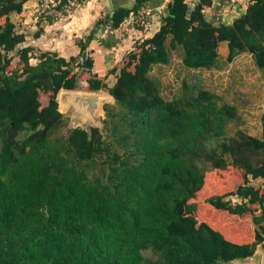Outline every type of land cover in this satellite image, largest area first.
<instances>
[{
    "label": "trees",
    "instance_id": "obj_1",
    "mask_svg": "<svg viewBox=\"0 0 264 264\" xmlns=\"http://www.w3.org/2000/svg\"><path fill=\"white\" fill-rule=\"evenodd\" d=\"M26 2L0 0V264H236L253 256L264 245V112L261 136H230L228 125L241 121L235 104L186 83L168 99L151 72L179 47L187 68H213L227 41L228 62L250 53L264 75V0L232 22L208 17L215 0H170L147 31L138 13L150 0H134L98 19L70 58L50 50L35 57L38 48L25 45L12 15ZM127 26L137 36L103 67L112 36ZM62 90L107 91L115 104L104 106L103 129L56 134L68 119Z\"/></svg>",
    "mask_w": 264,
    "mask_h": 264
},
{
    "label": "rangeland",
    "instance_id": "obj_2",
    "mask_svg": "<svg viewBox=\"0 0 264 264\" xmlns=\"http://www.w3.org/2000/svg\"><path fill=\"white\" fill-rule=\"evenodd\" d=\"M38 9V8H37ZM55 9V8H54ZM51 11V10H50ZM54 11V10H53ZM54 13H43L38 14L37 10L35 15L32 17L36 21L29 23L30 34H35L39 29L44 27L47 18L49 16L53 17L55 13L59 15H68L75 11V6L71 11L67 12L64 9H56ZM245 11V10H244ZM243 11H241L242 13ZM40 17L42 20L39 21ZM18 24L21 22L15 18ZM36 23L35 28H32L30 24ZM17 25V24H16ZM40 25H42L40 27ZM24 27V25H21ZM78 41V40H77ZM40 50L35 52V57L39 56ZM219 57L217 65L210 69H190L187 68L182 61L184 50L179 47L177 50H173L171 54V62L166 65H156L154 66L151 74L154 78L158 79L161 91L163 95L172 99L178 96L183 90L184 84L188 85H198L200 87L209 89L211 91L217 92L225 100L230 103L235 104L238 107L241 121L231 122L228 125V134L230 136L234 135L238 129H242L245 132L255 135H262V114L264 112V75L263 72L257 67L253 56L250 53H243L235 58L233 62H228L227 56L229 53V44L227 41L220 42L219 46ZM38 58H33L32 63L36 64ZM14 65L18 67L20 65L19 57L14 58ZM89 74L85 73L84 78H88ZM113 78L108 81L110 83ZM65 93H82L91 94L100 97H105L106 102L110 104H115L114 99H109L107 97V92L105 90L99 92H90L87 90L78 91H66L62 90L58 99L61 101V97ZM42 103L48 102V98L45 95L41 96ZM60 107L62 112L66 115L67 123L63 125L62 128L56 131L58 135H65L70 128L77 126H87L85 120L80 118H75L72 112L66 107L64 108L61 103ZM102 117H105V112L102 113ZM28 132L21 134V138L25 137ZM261 183V182H257ZM233 201H238L236 197L232 198ZM224 216V215H220ZM148 258L157 257L151 250H146L143 252ZM236 264H264V245H260L255 255L251 259H245L241 261H236Z\"/></svg>",
    "mask_w": 264,
    "mask_h": 264
},
{
    "label": "crops",
    "instance_id": "obj_3",
    "mask_svg": "<svg viewBox=\"0 0 264 264\" xmlns=\"http://www.w3.org/2000/svg\"><path fill=\"white\" fill-rule=\"evenodd\" d=\"M170 1V0H168ZM198 0H194L195 4ZM229 1L230 3H226ZM44 0H27L24 11L22 14L12 15V19L17 24V30L20 32H25L29 39L25 45H32L38 49L56 51L60 55L70 58L79 53V50L75 47L77 40H83L87 42V37L90 32L94 29L96 21L98 19L107 18V16L119 5L128 4L131 5L134 3V0H88L86 4L80 8L75 9L73 13L68 15H59L58 13L53 14L52 20L47 18L46 24L40 25L44 27V32L38 38L34 37V34H30L29 23L36 21L32 17L35 15V11L38 10ZM165 0H150L148 6L152 8V19L150 26L145 29L147 31L149 28H152L154 25L159 23V20L162 15L167 12L166 9H162V4ZM247 4L244 0H215V3L212 7H207L205 12L208 17L213 21H218L221 18H224L226 22H232L237 16L241 14V11L244 12ZM54 10V11H53ZM56 9H51L47 13L58 12ZM17 18L21 23L18 24L16 21ZM21 25H24L21 26ZM34 29L36 23L30 24ZM122 33L113 37L109 42L110 51H104L103 58V67L109 69L114 65V60L116 54L122 52L125 49V46L129 45L130 40L134 39L136 31L133 30L130 26L122 29ZM105 33V27L101 24L96 30L95 34L97 37L103 36ZM97 40V42H99ZM220 46V45H219ZM220 55V53H219ZM113 76L111 77V79ZM107 92V91H106ZM109 99H114L111 95L107 93ZM250 264V263H249Z\"/></svg>",
    "mask_w": 264,
    "mask_h": 264
},
{
    "label": "water",
    "instance_id": "obj_4",
    "mask_svg": "<svg viewBox=\"0 0 264 264\" xmlns=\"http://www.w3.org/2000/svg\"><path fill=\"white\" fill-rule=\"evenodd\" d=\"M62 99L66 108L72 112L75 118L86 121L87 126H82L83 128L88 131L91 130V127L103 129L102 113L105 112L104 106L108 103L105 97L82 93H65ZM253 256L246 259H251Z\"/></svg>",
    "mask_w": 264,
    "mask_h": 264
},
{
    "label": "built area",
    "instance_id": "obj_5",
    "mask_svg": "<svg viewBox=\"0 0 264 264\" xmlns=\"http://www.w3.org/2000/svg\"><path fill=\"white\" fill-rule=\"evenodd\" d=\"M63 0H44L42 5L38 8L37 12L39 15L46 13L47 11L51 9H56L57 6H59L62 3ZM88 0H67L64 4V10L65 11H71V9L75 6V9L80 8L86 4ZM190 2L191 6L193 5L194 0H187ZM246 4L253 0H244ZM168 0H165V2L162 4V9L167 8ZM152 8L150 6L143 7L139 13H138V22L144 27L148 28L151 24L152 19Z\"/></svg>",
    "mask_w": 264,
    "mask_h": 264
},
{
    "label": "bare ground",
    "instance_id": "obj_6",
    "mask_svg": "<svg viewBox=\"0 0 264 264\" xmlns=\"http://www.w3.org/2000/svg\"><path fill=\"white\" fill-rule=\"evenodd\" d=\"M64 95V94H63ZM63 95H62V97H61V101L59 102V103H61V105L65 108L66 107V104H65V102L63 101ZM60 110H61V107H60Z\"/></svg>",
    "mask_w": 264,
    "mask_h": 264
}]
</instances>
